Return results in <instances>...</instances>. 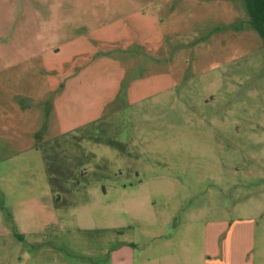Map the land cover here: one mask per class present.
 <instances>
[{
	"label": "rangeland",
	"instance_id": "374dc122",
	"mask_svg": "<svg viewBox=\"0 0 264 264\" xmlns=\"http://www.w3.org/2000/svg\"><path fill=\"white\" fill-rule=\"evenodd\" d=\"M247 20L243 0H0V264H264Z\"/></svg>",
	"mask_w": 264,
	"mask_h": 264
},
{
	"label": "trees",
	"instance_id": "16d2710c",
	"mask_svg": "<svg viewBox=\"0 0 264 264\" xmlns=\"http://www.w3.org/2000/svg\"><path fill=\"white\" fill-rule=\"evenodd\" d=\"M247 15L248 23L261 36L264 45V0H243ZM56 201H59V196L56 195Z\"/></svg>",
	"mask_w": 264,
	"mask_h": 264
},
{
	"label": "crops",
	"instance_id": "0c3cea01",
	"mask_svg": "<svg viewBox=\"0 0 264 264\" xmlns=\"http://www.w3.org/2000/svg\"><path fill=\"white\" fill-rule=\"evenodd\" d=\"M242 245H244V250L246 249V243L244 242ZM239 248H241V246H239ZM238 248V249H239ZM232 248H227L226 249V253H227V255H219L220 257L218 258L219 260H217L216 258H215V262H216V260L217 261H221L222 263L223 262H225V261H229V262H231V263H228V264H244V259L242 258H239L240 256H234V255H232V254H230L231 252H232ZM230 254V255H229ZM218 255V254H217ZM209 260H207L206 261V264H209V261L211 260L212 261V258H208Z\"/></svg>",
	"mask_w": 264,
	"mask_h": 264
}]
</instances>
